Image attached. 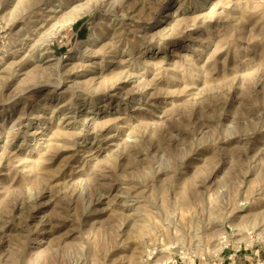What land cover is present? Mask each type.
I'll return each instance as SVG.
<instances>
[{
    "label": "rangeland",
    "instance_id": "rangeland-1",
    "mask_svg": "<svg viewBox=\"0 0 264 264\" xmlns=\"http://www.w3.org/2000/svg\"><path fill=\"white\" fill-rule=\"evenodd\" d=\"M234 253L264 264V0H0V264Z\"/></svg>",
    "mask_w": 264,
    "mask_h": 264
},
{
    "label": "built area",
    "instance_id": "built-area-1",
    "mask_svg": "<svg viewBox=\"0 0 264 264\" xmlns=\"http://www.w3.org/2000/svg\"><path fill=\"white\" fill-rule=\"evenodd\" d=\"M263 239V236H260L259 237V240L261 241ZM235 254V253H234ZM219 256V255H218ZM172 264H177L176 263V261H173V263ZM211 264H224V261L222 260H220V258H217V260L216 259H214V260H212L211 261Z\"/></svg>",
    "mask_w": 264,
    "mask_h": 264
},
{
    "label": "bare ground",
    "instance_id": "bare-ground-1",
    "mask_svg": "<svg viewBox=\"0 0 264 264\" xmlns=\"http://www.w3.org/2000/svg\"><path fill=\"white\" fill-rule=\"evenodd\" d=\"M261 234H262V233L260 232V233L257 234V236H260ZM161 251H164V250H161ZM165 251L169 252L170 256L173 255V254H175V253H179L178 250H176L174 247L169 248V249H165ZM165 251H164V252H165ZM182 257H183V256H182ZM183 258H184V257H183ZM168 261H169V260H168ZM168 261H167V262H168Z\"/></svg>",
    "mask_w": 264,
    "mask_h": 264
},
{
    "label": "crops",
    "instance_id": "crops-1",
    "mask_svg": "<svg viewBox=\"0 0 264 264\" xmlns=\"http://www.w3.org/2000/svg\"><path fill=\"white\" fill-rule=\"evenodd\" d=\"M230 257H232L231 259H230ZM229 257V260H231V264H238L237 262H236V254H232L231 256Z\"/></svg>",
    "mask_w": 264,
    "mask_h": 264
}]
</instances>
